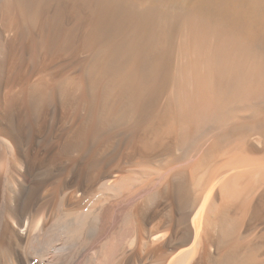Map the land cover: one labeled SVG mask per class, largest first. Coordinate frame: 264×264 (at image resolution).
Masks as SVG:
<instances>
[{"label": "bare ground", "instance_id": "6f19581e", "mask_svg": "<svg viewBox=\"0 0 264 264\" xmlns=\"http://www.w3.org/2000/svg\"><path fill=\"white\" fill-rule=\"evenodd\" d=\"M0 264H264V0H0Z\"/></svg>", "mask_w": 264, "mask_h": 264}]
</instances>
